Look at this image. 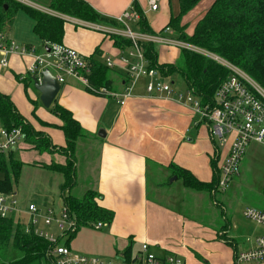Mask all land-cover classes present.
Returning <instances> with one entry per match:
<instances>
[{
  "label": "crops",
  "instance_id": "obj_1",
  "mask_svg": "<svg viewBox=\"0 0 264 264\" xmlns=\"http://www.w3.org/2000/svg\"><path fill=\"white\" fill-rule=\"evenodd\" d=\"M46 1L44 7V2L27 0L29 5L38 9H48ZM85 1L100 16L112 18L126 11L132 0ZM146 1H136L142 12L146 9ZM179 10V0H160L158 10L144 15L152 30L160 33L171 15H177ZM22 13L24 15L17 12L14 16L7 35L21 43L36 45L39 50L43 45L46 49L47 44L33 31L34 20L26 12ZM20 18H24L23 33H18L15 27ZM65 20L63 44L89 57L95 56L96 49H100V61L104 56H112L116 64L109 72L111 87L122 89L127 76L121 60L122 49L110 36L80 26L72 19ZM131 24L135 31L139 30L136 23ZM32 34L37 40L31 37ZM164 35L175 38L172 31L164 32ZM156 50L159 53L157 46ZM31 64V57L13 55L7 68L0 67V92L10 95L18 110L57 147H65L66 138L60 128L62 121L52 108L60 104L72 112L85 131L78 143L81 147H78L76 162L77 184L78 179H82L84 191H97L101 195L99 203L114 212L113 221L105 227L107 231H102L105 225L98 229L80 228L71 240L74 244L70 243L73 251L106 259H126L124 251L129 246L130 259L134 260L142 244L148 243L156 255L161 257L172 253L178 255L184 264H264V261H237L242 251L255 246L257 237H264V225L243 214L249 206L264 210V206L253 205V197L248 193L249 179H239V173L225 191L217 187L212 191L195 190L186 187L183 181L184 187L179 191L170 192L167 186L172 187L179 180L177 177L170 181L173 165L190 169L202 181H211L212 160L220 170L230 147V142L216 143L209 124L191 104L175 97L148 94L145 89L147 78L141 79L132 96L121 104L112 97L86 90L77 79L68 77L52 105L46 109L40 101V93L32 95L30 86L26 89L17 80L18 75L27 74ZM22 88L29 93L31 112L34 111L35 117L26 116L28 110L23 99L20 100L21 90L17 93ZM173 88L184 93L187 91V88L186 91ZM101 130L105 131L104 136L99 135ZM86 144L93 145L97 152L91 160L84 156ZM256 145L253 148L258 150ZM260 145L264 147V144ZM21 148L27 149L26 146ZM14 150L16 153V148ZM80 157L85 160V165L80 164ZM21 161L19 181L14 191L18 200L15 217L19 220L25 217L27 221L25 211L33 203L42 209L54 208L59 213L63 207L61 188L65 177L62 172L44 168L43 164H65L66 155L60 151L37 150L31 160ZM257 189L263 193L262 188ZM40 225L44 229L42 222ZM52 229L55 231V227Z\"/></svg>",
  "mask_w": 264,
  "mask_h": 264
},
{
  "label": "trees",
  "instance_id": "obj_2",
  "mask_svg": "<svg viewBox=\"0 0 264 264\" xmlns=\"http://www.w3.org/2000/svg\"><path fill=\"white\" fill-rule=\"evenodd\" d=\"M201 1L179 0V13L171 15L162 31L169 27L178 40L189 42L219 55L246 72L264 88V0H213L205 14L195 23L192 32L188 33L189 23L186 17ZM48 8L88 21L116 24L114 20L100 16L85 0H52ZM20 10L26 12L34 20L33 31L45 44H63L66 20L19 0H0V35L8 34L14 16ZM140 12L142 16L136 24L139 30L154 33L144 13ZM111 38L114 44L122 50L131 45L129 39L122 37L117 39L114 36ZM141 44L150 65L156 67L163 77L169 78L178 73L184 79L187 91L197 97L203 106H213L218 88L231 74L229 68L208 56L188 49L180 51L181 62L178 64L161 62L156 50L157 45L151 42ZM94 55L89 57L92 63V73L89 76L91 83L96 87L105 86L112 89V81L109 79L111 68L100 61L99 57L102 55L100 49H96ZM17 80L22 82L26 89L33 85L30 74L18 75ZM52 112L62 121L60 128L65 134V147H57L48 135L42 130H37L18 110L10 95L0 92V122L4 126L21 127L24 133L21 141H26L39 151L60 150L66 156L68 155L65 164L51 163L43 164V166L64 174L61 198L69 218L75 221V227L69 232V237L65 242L67 246H70V241L80 228L95 227L98 223L110 225L114 212L99 203L101 195L97 191L89 189L82 196L74 192L77 185L74 154L77 141L85 134V131L66 107L56 104ZM21 166L22 161L17 158L15 150H10L8 153L0 152V192L14 194ZM173 168L177 170L178 178L183 180L186 187L212 191L218 185L220 170L214 160H212V178L208 182L200 180L188 168L178 165H173ZM15 216V211L6 217L0 215V251L11 246L20 250L22 256L8 262L0 260V264H29L38 260L53 262L49 256L51 242L36 234L32 228L31 231H27V223H21ZM130 248L128 246L124 251L127 260H131Z\"/></svg>",
  "mask_w": 264,
  "mask_h": 264
},
{
  "label": "built area",
  "instance_id": "obj_3",
  "mask_svg": "<svg viewBox=\"0 0 264 264\" xmlns=\"http://www.w3.org/2000/svg\"><path fill=\"white\" fill-rule=\"evenodd\" d=\"M19 1L28 4L27 0ZM136 1L132 0L128 10L114 17L113 20L121 26L98 24L75 19L70 15H62V17L65 16L64 19H72L76 23L104 34L117 35L131 40V45L121 59L127 74L122 89L114 90L105 86H94L89 78L92 66L89 58L64 44H49V51L44 49L43 45L39 50L36 45L21 43L2 34L0 35V67L7 68L13 55L28 56L32 58V64L25 76L37 75L41 79V72L49 68L60 83L66 82L68 77L75 78L89 91L112 97L121 104L132 96L138 82L147 78L145 89L148 94L167 98L175 97L179 101L184 100L191 104L202 119L209 124L210 133L219 142L218 145L230 142L226 158L220 167V178L217 185L220 191H225L239 175L241 163L249 145L253 142L264 144V88L234 64L202 47L186 41L172 40L159 33L148 35L134 31L129 22H137L142 16L136 6ZM159 4L160 0H147L143 13L158 10ZM42 10L44 11V8ZM53 14L58 15V13ZM169 30L170 28L167 27L166 31ZM139 40H147L155 45H172L179 49H188L208 56L229 68L231 74L218 88L213 106H203L200 100L189 91L184 93L174 90L172 77H163L156 67L150 65L142 44L138 43ZM105 64L112 68L116 61L112 56H106ZM23 138L24 133L21 127L8 128L0 122V152L8 153L14 150ZM17 210L18 200L15 195L0 192V215L6 217ZM26 210L25 212L28 213L27 221H25L26 230L31 231L32 228L36 234L51 242L49 256L53 264H184L178 255L172 253L161 257L156 255L151 251L148 243L142 244L134 260L106 259L97 255L75 252L65 244L69 232L75 227V221L69 218L64 206L59 213L54 208L42 209L34 203L28 205ZM243 214L247 219L264 225L263 209L249 206L245 208ZM41 222L44 229L40 227ZM55 226L57 227L56 233L52 229ZM101 226L98 223L95 227L98 229ZM62 239H64L63 242H61ZM237 261L239 263L264 261V237H257L255 246L250 250L242 251L237 256Z\"/></svg>",
  "mask_w": 264,
  "mask_h": 264
},
{
  "label": "rangeland",
  "instance_id": "obj_4",
  "mask_svg": "<svg viewBox=\"0 0 264 264\" xmlns=\"http://www.w3.org/2000/svg\"><path fill=\"white\" fill-rule=\"evenodd\" d=\"M32 1L37 2V0H32ZM39 1L44 2V7H46L45 6V4H47L46 0H38V2ZM51 1L52 0H50V1L48 0V7H50ZM212 1L213 0H202L195 8H193L188 13V15L186 17V21H188V23H189V26L187 28L188 33L192 32L195 23L198 22V20L205 14L206 9L211 5ZM34 7L39 8L37 6H34ZM18 12L21 13V15H24L22 13V11H18ZM22 19H24V18H22ZM22 19L20 18L19 22L15 26L16 31L18 33H23L25 31V27H24L25 23ZM131 26L135 27L133 24H131ZM136 30H137V28H136ZM31 37H33L34 40H37V37H35L34 34H32ZM114 37L117 39L121 38L118 36H114ZM168 38L175 39L172 36H169ZM168 47H174V46L168 45ZM157 48L159 49V59L160 60L165 61V60H171L172 59L173 60L172 62L174 64H176V63L178 64L181 62L180 61V59H181L180 58L181 57L180 51L182 49H179L178 51H176L173 49L166 48V46L163 47V45H157ZM174 48H176V47H174ZM172 80L174 82L173 83L174 87H177L179 89H182L183 91H186L185 90L187 87L186 83L184 82V79L178 73H175L172 75ZM30 88H31L30 90L32 91V95H36L38 93V90L35 89L33 87V85H30ZM20 90H21V97H20L21 99L20 100L23 99V105L28 110V111H26V114H27L26 116L27 117H35V116H33L34 111H33V113L31 112L33 107L31 106L32 102L29 99V93H27L25 88L19 89L17 91V93ZM30 107H31V109H30ZM44 108L48 109L45 106H44ZM50 114L53 115V113H51V112H50ZM33 119H35V118H33ZM33 126H35V125H33ZM78 143H79V140L77 141V149H76V152L74 154L76 162L79 159L77 156L78 147H81L80 145H78ZM216 143L219 144V142L217 140H216ZM252 144H251V146L249 145V147L247 148V151H246L247 154L245 153L246 155L244 156V158L242 160L243 164L241 163V169H240L241 175H240L239 179H249L250 187H248V193L251 194L253 197V200H254L253 205H258V207H262V206H264V189H263L264 188V147L261 146L260 144H257V145L256 144L252 145ZM255 145L259 147V148H257L258 150L253 148ZM23 146H26L27 149L24 150L23 148H21ZM84 148L86 149L85 154H84V156H86V159L91 160V157L93 159L97 155L96 149H95V147H93V145H90V144L87 145L86 144ZM36 151H37V149L32 147V145L28 144L26 141H21L18 143V145L16 147V156L20 160L21 159L31 160V158L36 154ZM66 159H68V155L66 156ZM79 162H80V164L81 163L84 165L86 164L83 157H80ZM171 170H172L173 176L178 177L177 170L175 168H173ZM173 176L171 177V179L173 178ZM196 177H198V176L196 175ZM199 179H201V178H199ZM182 181L183 180H181V179H179L178 182L175 181V184L172 187H170V185H167L168 188L171 189L170 192L174 191V190L179 191V188L184 187L182 185ZM76 183H77V181H76ZM81 183H82V179H78V184L76 185V187L74 189V192L79 196H82L87 191V190L84 191V186ZM257 188H262L263 193L260 194L261 191L258 190ZM23 218L24 219L20 220V221H21V223L25 224L26 218L25 217H23ZM106 226H108V225H105L103 227L102 231H107V228H105ZM56 231H57V227L55 226L54 233H56ZM63 241H64V239H62L61 242H63ZM70 243L74 244V242H71V241H70ZM135 248H137V247H135ZM21 256H22L21 251L13 248L11 246L6 248L5 250L0 251V260H2L4 262H8L10 260L19 258ZM117 258H119V257H117ZM29 264H32V263H29ZM33 264H53V262H49V261L47 262L46 260H44V261L38 260L36 262H33Z\"/></svg>",
  "mask_w": 264,
  "mask_h": 264
},
{
  "label": "water",
  "instance_id": "obj_5",
  "mask_svg": "<svg viewBox=\"0 0 264 264\" xmlns=\"http://www.w3.org/2000/svg\"><path fill=\"white\" fill-rule=\"evenodd\" d=\"M32 80L34 88L40 93L41 103L49 108L61 90V83L48 68L41 72V79L37 75H32ZM105 134L104 130L99 131V135L104 136ZM176 178L177 176H173L170 181Z\"/></svg>",
  "mask_w": 264,
  "mask_h": 264
},
{
  "label": "bare ground",
  "instance_id": "obj_6",
  "mask_svg": "<svg viewBox=\"0 0 264 264\" xmlns=\"http://www.w3.org/2000/svg\"><path fill=\"white\" fill-rule=\"evenodd\" d=\"M159 6H160V4H159ZM129 9V8H128ZM127 9V10H128ZM159 9V8H158ZM40 10H42V9H40ZM43 11V10H42ZM44 12H47V13H49V14H52V15H55V14H53V13H58V12H56V11H54V10H51L50 8H45L44 9ZM140 13V12H139ZM141 14V13H140ZM62 15H65V14H61V13H58V15H56V16H59V17H62ZM116 17V16H115ZM63 18V17H62ZM76 18V17H75ZM109 18V17H108ZM64 19V18H63ZM76 19H79V20H83V21H88V20H84V19H80V18H76ZM110 19H114V17H112V18H110ZM89 22H93V21H89ZM139 21H137V22H129V24H130V26H131V23H138ZM93 23H98V24H105V23H99V22H93ZM116 23V22H115ZM78 25H80V26H83V25H81V24H79V23H77ZM106 25H115V26H121V25H119L118 23H116V24H106ZM83 27H86V26H83ZM88 28V27H87ZM132 28V27H131ZM133 29V28H132ZM134 30V29H133ZM135 31V30H134ZM169 31H171V30H169ZM137 32H142V33H145V34H148V35H155V33L156 32H154V33H149V32H144V31H141V30H138ZM164 32H167L166 31V29L164 30V31H161L159 34L160 35H164L163 33ZM104 34V33H103ZM104 35H106V36H110V37H112V36H117V35H108V34H104ZM118 37H121V36H118ZM122 38H126V37H122ZM168 38V37H167ZM126 39H128V38H126ZM169 39H171V38H169ZM130 40V39H129ZM172 40H176V41H180V40H178L177 38H175V39H172ZM131 41V40H130ZM142 42H150V41H147V40H139V42L138 43H142ZM172 46V45H171ZM49 46L47 45V47H46V49H48V51H49ZM127 51V48L126 49H124V50H122V54L124 55L125 54V52ZM85 56V55H84ZM87 58H89V56H86ZM105 57L106 56H104L103 57V63L105 64ZM90 60V59H89ZM106 65V64H105ZM107 66V65H106ZM110 68V67H109ZM113 68V67H112ZM45 69H47V68H45ZM49 69V68H48ZM50 70V69H49ZM51 71V70H50ZM52 72V71H51ZM53 73V72H52ZM91 73H92V68H91ZM54 75V74H53ZM91 75V74H90ZM89 75V76H90ZM55 76V75H54ZM56 77V76H55ZM57 78V77H56ZM58 80V79H57ZM59 81V80H58ZM65 83V82H64ZM62 84L63 83H61V86H62ZM86 89V88H85ZM86 90H88V89H86ZM89 91V90H88ZM91 92V91H90ZM93 93V92H92ZM95 94V93H94ZM96 95H98V94H96ZM54 102V101H53Z\"/></svg>",
  "mask_w": 264,
  "mask_h": 264
}]
</instances>
